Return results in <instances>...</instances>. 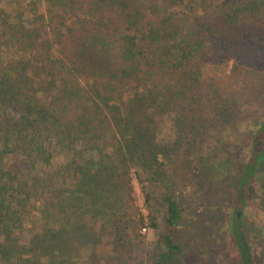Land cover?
<instances>
[{"label": "trees", "instance_id": "16d2710c", "mask_svg": "<svg viewBox=\"0 0 264 264\" xmlns=\"http://www.w3.org/2000/svg\"><path fill=\"white\" fill-rule=\"evenodd\" d=\"M47 20L52 35L42 40ZM262 45L264 0H0V264H45L50 248L65 253L46 241L36 222L29 225L35 234L28 244L13 235L31 213V194H38L36 186L61 156L52 146L80 145L87 151L68 152L67 162L53 171L63 188L95 199L119 187L133 202L132 168L145 165L149 177L167 189L162 226L148 217L152 227L161 226L155 264L186 262L190 218L172 183L173 156L180 144L192 145L203 131L226 124L251 92L264 102V68L250 64L252 57L264 60ZM37 51L44 70L35 72L34 84L28 70L37 68ZM209 60L217 64L209 69L211 79L205 70ZM162 114L178 118L173 143L158 141ZM251 143L237 193L243 207L264 161V125ZM213 158L201 166L206 178L222 164ZM144 173L135 171L150 204ZM217 214L216 228L230 224L231 243L245 254L241 263L254 264L235 224L238 212L224 207ZM138 215L128 222L144 224L147 217ZM79 223L77 228L87 229ZM215 253L194 250L204 264ZM60 257L52 255L47 264H67Z\"/></svg>", "mask_w": 264, "mask_h": 264}, {"label": "rangeland", "instance_id": "374dc122", "mask_svg": "<svg viewBox=\"0 0 264 264\" xmlns=\"http://www.w3.org/2000/svg\"><path fill=\"white\" fill-rule=\"evenodd\" d=\"M148 1L156 3L162 0ZM42 2H39V6L47 13V4ZM44 23L46 26L44 25L42 40L52 35L49 21ZM262 47L264 48L263 45ZM34 57L33 65L37 68L34 69L30 65L28 75L32 77L35 84V80L38 79L35 72L39 71L42 74L44 69L40 68L38 51ZM218 58L219 61L224 60L223 55ZM253 59L254 57L250 59V62L255 63L250 64L255 65L257 69L260 66L264 68V60ZM213 62L209 60V66L205 68L209 79H211L209 69L217 66ZM232 63L227 69L229 73ZM178 122L174 114L158 116L160 144L173 143L178 139L176 138ZM224 124L219 123L214 128L203 131L196 144H180L173 156V161L175 160L176 163L170 167L174 170L171 174L172 183L176 185L185 203L191 227L188 236L191 256L183 264H204L200 256L196 257L194 254V250L201 248L216 251L211 258H208L206 264H244V262L241 263L240 258H243L245 254H242L239 244L231 243L230 224L216 228L217 209L222 210L224 207L229 212H241L235 221L240 236L247 240L250 246L248 253H251L254 264H264V161L249 184L250 193L246 198V205L244 207L238 205L237 198L241 173L248 160V150L252 144L254 132L264 125V102L260 100L258 93L253 91L250 96L247 95L244 102L239 103L231 111L227 123ZM53 143L55 145V142ZM52 149L60 150L61 156L53 159V165L49 168L51 173L36 186L38 194H31L32 200L29 204L31 213L27 214V222L24 226L15 231L13 239L18 240L19 243L28 244L35 234L29 230V225L36 222L37 231L42 233L49 244L58 243L65 250V253H61L59 250L53 251L50 248V254L42 259L45 264L50 263L52 255H56L57 260L61 259L60 256H66L65 259H69L67 264H155L160 246L161 226L166 217L162 202V197L167 190L164 182L160 183L150 178L149 169L145 165L142 168L133 165L134 191L131 196L133 202L129 199L126 190L119 187L115 189L113 187L112 191L108 189L106 196L102 198L96 196L94 199L91 194L78 197V192L71 194L72 190L66 191L63 188L59 174L53 171L67 162L68 152L84 149L87 151V148L80 145L70 148L52 146ZM104 153H107V150ZM212 156L218 157L222 164L217 168L219 171H213L212 175L206 178L201 166L203 163L206 164L208 159L212 160ZM105 159L110 158L105 156ZM176 165L179 167L177 168ZM137 169H140L142 173L145 172L143 174L146 178L145 186L148 187L152 196L150 204L145 201L142 183L136 177ZM217 203H221L218 208L215 207ZM135 207L139 208L140 215L144 214L147 217L144 224L139 226L128 222L132 216H139ZM81 211H88V213L83 215ZM98 211L101 215L97 213ZM151 214L161 225L160 227L154 228L150 225L148 217ZM79 222H85L87 229L77 228L75 224L80 225ZM91 243L94 249L91 248ZM67 253H73V255H67Z\"/></svg>", "mask_w": 264, "mask_h": 264}, {"label": "water", "instance_id": "95a60500", "mask_svg": "<svg viewBox=\"0 0 264 264\" xmlns=\"http://www.w3.org/2000/svg\"><path fill=\"white\" fill-rule=\"evenodd\" d=\"M238 212V216H240L241 212L240 211H237Z\"/></svg>", "mask_w": 264, "mask_h": 264}, {"label": "built area", "instance_id": "2783aa9c", "mask_svg": "<svg viewBox=\"0 0 264 264\" xmlns=\"http://www.w3.org/2000/svg\"><path fill=\"white\" fill-rule=\"evenodd\" d=\"M144 229H146V227H144Z\"/></svg>", "mask_w": 264, "mask_h": 264}]
</instances>
